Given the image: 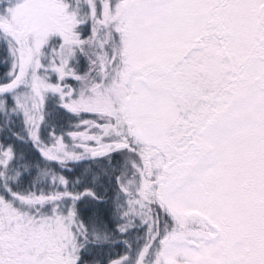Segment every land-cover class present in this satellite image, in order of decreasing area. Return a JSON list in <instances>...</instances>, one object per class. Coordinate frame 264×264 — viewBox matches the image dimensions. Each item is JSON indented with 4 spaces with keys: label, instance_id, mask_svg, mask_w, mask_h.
I'll return each mask as SVG.
<instances>
[{
    "label": "snow or ice",
    "instance_id": "6c2138e0",
    "mask_svg": "<svg viewBox=\"0 0 264 264\" xmlns=\"http://www.w3.org/2000/svg\"><path fill=\"white\" fill-rule=\"evenodd\" d=\"M0 66V264H264V0H0Z\"/></svg>",
    "mask_w": 264,
    "mask_h": 264
},
{
    "label": "rangeland",
    "instance_id": "374dc122",
    "mask_svg": "<svg viewBox=\"0 0 264 264\" xmlns=\"http://www.w3.org/2000/svg\"><path fill=\"white\" fill-rule=\"evenodd\" d=\"M111 251H112V254H113V258H116V254L122 252L123 248H122V246L121 247H115V248H112Z\"/></svg>",
    "mask_w": 264,
    "mask_h": 264
},
{
    "label": "trees",
    "instance_id": "16d2710c",
    "mask_svg": "<svg viewBox=\"0 0 264 264\" xmlns=\"http://www.w3.org/2000/svg\"><path fill=\"white\" fill-rule=\"evenodd\" d=\"M4 67L0 66V76L3 75V73L6 71Z\"/></svg>",
    "mask_w": 264,
    "mask_h": 264
}]
</instances>
